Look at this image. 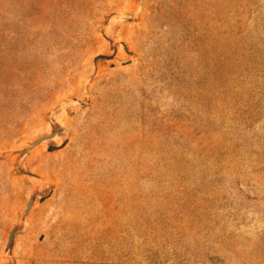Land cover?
Returning a JSON list of instances; mask_svg holds the SVG:
<instances>
[{
  "label": "rangeland",
  "instance_id": "obj_1",
  "mask_svg": "<svg viewBox=\"0 0 264 264\" xmlns=\"http://www.w3.org/2000/svg\"><path fill=\"white\" fill-rule=\"evenodd\" d=\"M0 264H264V0H0Z\"/></svg>",
  "mask_w": 264,
  "mask_h": 264
}]
</instances>
